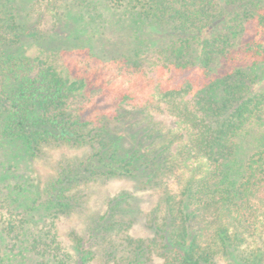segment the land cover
Returning a JSON list of instances; mask_svg holds the SVG:
<instances>
[{
	"label": "trees",
	"instance_id": "trees-1",
	"mask_svg": "<svg viewBox=\"0 0 264 264\" xmlns=\"http://www.w3.org/2000/svg\"><path fill=\"white\" fill-rule=\"evenodd\" d=\"M30 9L72 30L98 66L94 80L73 78L57 46L29 54L26 39L45 33L15 0H0V143L30 160L80 151L62 156L43 186L6 180L0 161V264H264V0H35ZM114 23L135 46L96 50ZM164 31L165 41L144 43ZM122 72L146 89L141 101L114 82ZM154 108L182 126L177 156V135L155 125ZM124 124L142 146L121 148ZM179 165L188 173L170 192L164 176ZM123 177L157 189L143 214L150 236L131 234L142 212L124 190L101 211L87 208L82 233L60 234L63 217L89 207L95 183Z\"/></svg>",
	"mask_w": 264,
	"mask_h": 264
},
{
	"label": "rangeland",
	"instance_id": "rangeland-1",
	"mask_svg": "<svg viewBox=\"0 0 264 264\" xmlns=\"http://www.w3.org/2000/svg\"><path fill=\"white\" fill-rule=\"evenodd\" d=\"M34 1L35 0H15V4L20 8V16L28 20L30 27L37 28L45 33V38H43V40L42 38L26 39L25 47H27V52L29 54H35L39 47H45L48 44L55 45L63 51L62 58L59 61L61 65L60 68L66 70L70 77L77 78L85 72L86 77L94 80L96 75L95 67H97L98 64L91 61L87 55V51L79 52V47L73 43L76 42V40L72 39L74 32L61 26V22L57 24L54 23L47 15V12L42 15V20L38 21L36 13L30 9V5ZM133 37V32L127 25L114 23L110 26L108 25L107 28L103 30L102 35L97 39V48L95 47V49L107 52L108 54H120L122 51L126 52L129 47L135 46L136 42L133 40ZM145 37H147V41L144 42L145 44L148 42H156L159 44L165 41L169 37V34L167 31L163 33L147 32ZM83 39L84 37L82 36L77 44L84 42ZM123 72L113 77L114 82L119 83L118 87L129 89L132 94L137 96L136 101H141L142 96L146 95V89H138L137 86L126 79L127 76H123ZM150 115L155 121V125L162 128L163 132H165L166 137L170 136L172 133L177 135L178 138L176 137L175 141L170 146L171 151H169V154L177 156L179 148L185 143L184 137H182L183 135L180 137L178 136L180 133H184L182 132L183 129L181 124L179 125L176 119L163 109L154 108L150 112ZM139 126L143 127L144 125L139 124ZM118 132L121 134V148L124 150L131 149L132 147L134 148L137 145L142 146L143 136L141 133L136 132V130H130V128L126 127V124H124ZM139 143H141V145ZM19 150L20 149L12 143H0V161L3 162L2 167L6 168L10 165V168L7 167L9 169L7 171L6 180L13 182L31 179L30 181L34 184H40L42 186L49 178L56 174V163L62 156L72 157L80 155L79 150L64 147L50 149L47 154L49 155L48 158H45V156L43 158L30 160L27 155H23ZM186 164V166H190L191 162L188 161ZM186 168L187 167L183 165H179L172 173L164 176V184L170 192H175L177 190L179 179L181 180L182 176L188 173ZM141 172H143V170ZM148 178L149 177H143L142 179L147 180ZM92 187L93 188L90 189L92 192H89V207L88 205L84 207V214H72L70 217H63L60 220L59 232L62 236H66L71 228L82 233L85 227L83 216L86 214L87 208H90L91 210L89 211L92 212L101 211L104 208L105 200L122 190L126 191L128 195L133 198V201H135V204H137L139 210L142 212V215L139 212L138 215H136L134 212L135 209H133L132 214L135 213L137 217L134 219L131 234L134 236H150L152 234L151 231L147 230L145 227L143 214L156 204L157 189H142L140 182L127 177L112 178L105 183H95ZM219 264L232 263L222 261Z\"/></svg>",
	"mask_w": 264,
	"mask_h": 264
}]
</instances>
